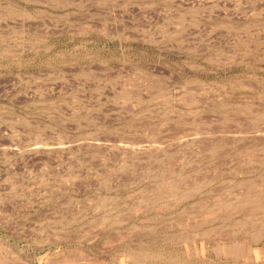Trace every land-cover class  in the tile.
<instances>
[{
	"label": "rangeland",
	"instance_id": "1",
	"mask_svg": "<svg viewBox=\"0 0 264 264\" xmlns=\"http://www.w3.org/2000/svg\"><path fill=\"white\" fill-rule=\"evenodd\" d=\"M91 263L264 264V0H0V264Z\"/></svg>",
	"mask_w": 264,
	"mask_h": 264
},
{
	"label": "bare ground",
	"instance_id": "2",
	"mask_svg": "<svg viewBox=\"0 0 264 264\" xmlns=\"http://www.w3.org/2000/svg\"><path fill=\"white\" fill-rule=\"evenodd\" d=\"M260 188V187H259ZM261 189V188H260ZM256 190V189H255ZM253 191V190H252ZM257 191V190H256ZM254 191V192H256ZM251 192V191H250ZM253 193V192H252ZM239 198V197H238ZM236 199V198H235ZM261 202V201H260ZM219 248V247H218ZM235 248V247H234ZM2 250V249H1ZM5 250V249H4ZM229 251V250H228ZM231 254V253H230ZM9 255V254H8ZM16 259V258H15ZM20 259V258H19ZM62 262V261H61ZM92 264V263H91Z\"/></svg>",
	"mask_w": 264,
	"mask_h": 264
}]
</instances>
